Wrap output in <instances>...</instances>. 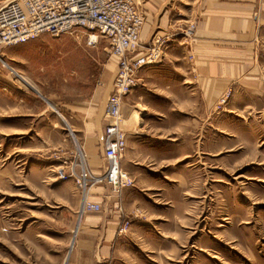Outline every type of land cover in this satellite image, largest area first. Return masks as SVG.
<instances>
[{"label":"rangeland","instance_id":"374dc122","mask_svg":"<svg viewBox=\"0 0 264 264\" xmlns=\"http://www.w3.org/2000/svg\"><path fill=\"white\" fill-rule=\"evenodd\" d=\"M255 42L257 87L233 86L226 104L221 95L210 99L201 81L194 90L180 86L179 111L139 114L123 101V130L143 124L122 158L128 184L102 182L114 197L98 200L100 211L117 202L120 222L112 256L94 259L87 246L96 252L104 232L80 228L84 189L59 170L105 173L88 161L102 153L94 134L109 123L105 104L120 57L82 30L5 48L0 264H264V30ZM152 99L167 107L164 97Z\"/></svg>","mask_w":264,"mask_h":264},{"label":"crops","instance_id":"0c3cea01","mask_svg":"<svg viewBox=\"0 0 264 264\" xmlns=\"http://www.w3.org/2000/svg\"><path fill=\"white\" fill-rule=\"evenodd\" d=\"M140 1L142 4L139 8L145 14L141 40L149 45L155 35H160L165 40V49L158 64L143 67L139 71L138 86L124 100L126 108H133L139 114L145 112L146 115L158 113L160 110L161 115L164 114V110L179 111L180 86L185 83L194 90L199 87L201 81L202 86L212 93L210 99H215L218 95L222 97L241 82H247L246 86L249 89L257 87L258 71L255 67L257 59L254 50L255 41L264 30V0ZM169 2H172L171 6L165 9ZM191 25L195 27L189 34L188 29ZM179 76L182 77V81H179ZM152 96L164 97L167 107L154 108ZM134 111L129 112V115ZM35 115L32 114L34 117ZM142 124L143 122L140 125L136 124L134 131L126 132L128 136L126 150L134 138L132 133H137L136 128L142 127ZM163 124L164 122L161 125ZM102 131L94 134L93 142L98 148L101 144L102 153L97 151L98 155L92 154L93 158L88 162L93 171L106 172L108 160L103 152L105 130L103 133ZM91 152L95 153L93 148ZM99 154L98 159L96 156ZM5 169L9 170L8 166ZM95 190L94 193L89 192L88 196L95 203H99L98 200L102 202L106 197H114L111 196L113 192L110 193L107 184L102 183L95 187ZM111 205L108 211L107 209L89 211L83 207L81 209L84 213L80 226L83 232H89L96 237L101 231L104 232L101 238H97L100 242L96 252L93 247L87 246L86 251L91 253V259L99 254L108 258L113 254L112 245L120 220L115 214L118 203Z\"/></svg>","mask_w":264,"mask_h":264},{"label":"built area","instance_id":"2783aa9c","mask_svg":"<svg viewBox=\"0 0 264 264\" xmlns=\"http://www.w3.org/2000/svg\"><path fill=\"white\" fill-rule=\"evenodd\" d=\"M144 21L145 14L136 0H12L0 5L1 64L7 65L3 60L7 47L27 43L42 35L58 38L79 30L87 33L88 40L94 43L99 37L105 38L113 53L120 57L113 92L105 104V114L109 118L103 139L107 171L95 175L84 165L79 168L80 173L74 165L59 170L61 179L74 176L76 185L84 189V210L101 209V204L87 197V191L92 186L106 182L115 189H121L130 181L121 165L128 141L122 127L123 101L138 86L139 71L158 64L165 49V40L155 35L147 49L140 50ZM194 27H189V34ZM229 95L230 92L223 94L221 105L228 102Z\"/></svg>","mask_w":264,"mask_h":264}]
</instances>
